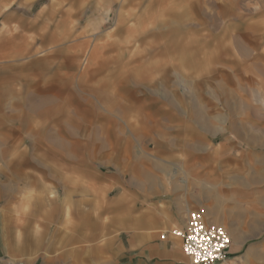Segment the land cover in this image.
I'll use <instances>...</instances> for the list:
<instances>
[{"label":"rangeland","instance_id":"1","mask_svg":"<svg viewBox=\"0 0 264 264\" xmlns=\"http://www.w3.org/2000/svg\"><path fill=\"white\" fill-rule=\"evenodd\" d=\"M248 27L264 33V0H0V264H112L106 205L138 180L202 183L232 264H264V37L250 47Z\"/></svg>","mask_w":264,"mask_h":264},{"label":"crops","instance_id":"2","mask_svg":"<svg viewBox=\"0 0 264 264\" xmlns=\"http://www.w3.org/2000/svg\"><path fill=\"white\" fill-rule=\"evenodd\" d=\"M225 8L221 7L219 11L224 12ZM261 31L260 27H248L243 35L244 42L252 48L256 47L260 43V39L264 37V33ZM216 40L218 41L217 49L223 48L225 38L219 37ZM230 64L245 67L243 61H230ZM261 83L264 85V80ZM84 179L88 181V179ZM148 181V186L139 180L133 181L132 190L121 186L122 190L119 194L107 202L106 211L109 217L107 230L109 235L115 234L119 246L118 251L120 253L123 251L121 258H116L112 264H187L188 259L182 251L181 240L173 237L171 232L174 229L185 227L190 211L203 212L205 201L202 195L204 193L202 192V183L197 181L196 187L199 190L194 195H186L185 190H179L175 186L170 191L164 188L162 194L156 196L154 195L156 194L155 185H150L153 184V181ZM145 186L147 188H144ZM50 202L48 219L53 220L55 215L63 211V208L55 198ZM208 205L209 212L213 214L216 210L215 205L212 202H208ZM220 219V216L214 217L216 221H220ZM33 221L34 219L26 221L23 219L19 228L27 232ZM40 224L45 227L43 220ZM34 233L33 238L25 237L22 240L19 247L21 253L26 251V246L35 248L40 243L43 244L47 232L41 233L39 229H36ZM161 235H164V238H161ZM236 240L238 239L236 238L234 242ZM234 242L230 244V247L237 249L238 244ZM112 259L114 258L111 257V261Z\"/></svg>","mask_w":264,"mask_h":264},{"label":"built area","instance_id":"3","mask_svg":"<svg viewBox=\"0 0 264 264\" xmlns=\"http://www.w3.org/2000/svg\"><path fill=\"white\" fill-rule=\"evenodd\" d=\"M171 234L181 240L187 264H232L231 235L224 226L210 223L202 211H190L185 227Z\"/></svg>","mask_w":264,"mask_h":264}]
</instances>
